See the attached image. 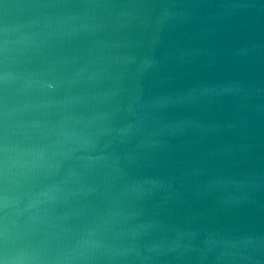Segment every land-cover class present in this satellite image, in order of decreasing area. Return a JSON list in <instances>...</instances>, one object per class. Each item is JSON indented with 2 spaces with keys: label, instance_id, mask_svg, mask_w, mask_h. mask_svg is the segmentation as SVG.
<instances>
[{
  "label": "water",
  "instance_id": "water-1",
  "mask_svg": "<svg viewBox=\"0 0 264 264\" xmlns=\"http://www.w3.org/2000/svg\"><path fill=\"white\" fill-rule=\"evenodd\" d=\"M6 147L0 261L264 264V0H0Z\"/></svg>",
  "mask_w": 264,
  "mask_h": 264
},
{
  "label": "clouds",
  "instance_id": "clouds-1",
  "mask_svg": "<svg viewBox=\"0 0 264 264\" xmlns=\"http://www.w3.org/2000/svg\"><path fill=\"white\" fill-rule=\"evenodd\" d=\"M3 158L0 159V179L5 185L10 180L23 179L31 183L30 195L33 203L43 205L57 199L63 190L48 182V178L55 175L60 166L58 159L62 151H50L45 148H32L23 152L10 154L6 147L3 149ZM8 198L5 196V204ZM5 241L8 236L5 234ZM23 257L17 256L12 260H2L0 264H22Z\"/></svg>",
  "mask_w": 264,
  "mask_h": 264
}]
</instances>
